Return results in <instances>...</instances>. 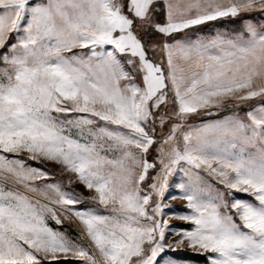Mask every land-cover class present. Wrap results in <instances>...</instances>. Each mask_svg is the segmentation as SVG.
<instances>
[{"label": "snow or ice", "instance_id": "obj_1", "mask_svg": "<svg viewBox=\"0 0 264 264\" xmlns=\"http://www.w3.org/2000/svg\"><path fill=\"white\" fill-rule=\"evenodd\" d=\"M180 246L264 264V0H0V264Z\"/></svg>", "mask_w": 264, "mask_h": 264}, {"label": "rangeland", "instance_id": "obj_2", "mask_svg": "<svg viewBox=\"0 0 264 264\" xmlns=\"http://www.w3.org/2000/svg\"><path fill=\"white\" fill-rule=\"evenodd\" d=\"M213 23H215V22H213ZM215 30H224V28H216ZM208 31H209V28H205L204 32L207 33ZM45 166L53 169V171H56V166L51 162L46 163ZM60 178L62 180H64L65 182H67L69 180V175L64 174ZM66 186L69 187L70 189L76 191V192L83 194L85 197L91 195L89 190H87L84 185H82L78 182H73L71 184H67ZM171 195H177L178 196V192L172 191ZM241 195H244V194H241ZM165 203L168 204L169 206H171L172 210L175 212L182 211L183 207L185 205V201L182 199H179V198H177L175 200H172L170 198L166 199ZM165 218L169 219V224L176 226L177 229H179L181 226H183L185 224L184 221L177 219V218H174V217H171V216H166ZM65 227H69L68 222H65ZM70 227L72 230H75V224L71 225ZM166 238H167L168 243H173L174 241L179 239V236L176 234V232L172 231V229H169L168 231H166ZM198 256H204L205 257V255H202V254L195 252L192 248L180 246L175 251L167 250L163 254V259L174 258V259L178 260L180 262V264H207V260L203 263H200V262L193 260L194 257H198Z\"/></svg>", "mask_w": 264, "mask_h": 264}, {"label": "trees", "instance_id": "obj_3", "mask_svg": "<svg viewBox=\"0 0 264 264\" xmlns=\"http://www.w3.org/2000/svg\"><path fill=\"white\" fill-rule=\"evenodd\" d=\"M215 23L217 24V28H224V26L220 22H215ZM193 260L203 263L206 261V258L204 256H198V257H194Z\"/></svg>", "mask_w": 264, "mask_h": 264}]
</instances>
